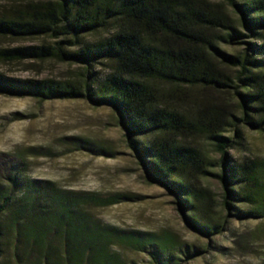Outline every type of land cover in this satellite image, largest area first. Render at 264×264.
Masks as SVG:
<instances>
[{"label": "trees", "instance_id": "16d2710c", "mask_svg": "<svg viewBox=\"0 0 264 264\" xmlns=\"http://www.w3.org/2000/svg\"><path fill=\"white\" fill-rule=\"evenodd\" d=\"M0 1L10 4L0 13V38L43 40L0 48V62L58 61L81 68L62 80L0 71V96L111 105L148 180L176 195L201 233H222L221 224L208 223L201 212L210 198L204 186L209 177L222 184L229 215L264 219V159L235 162L231 155L244 145V127L264 131V0ZM105 63L108 71L99 75L95 68ZM158 84L213 94L190 109L169 102ZM199 139L214 145L216 164ZM5 177L0 235L2 219L11 213L17 248L22 239L29 254L38 247V264H52L53 256H63L64 264H90L101 256L113 232H94L79 218L76 200L27 184L15 165ZM21 188L26 193L16 199ZM126 239L150 247L155 264H173L170 252L150 239Z\"/></svg>", "mask_w": 264, "mask_h": 264}, {"label": "rangeland", "instance_id": "374dc122", "mask_svg": "<svg viewBox=\"0 0 264 264\" xmlns=\"http://www.w3.org/2000/svg\"><path fill=\"white\" fill-rule=\"evenodd\" d=\"M8 6L0 1V13ZM42 41L0 38V48ZM107 68L105 63L95 70L104 75ZM79 70L76 65L58 61L0 62V71L23 78L62 80ZM158 87L169 102L190 109L213 94L200 87ZM243 131L244 145L231 150L233 160L264 159V131L248 127ZM198 142L216 164L220 154L214 145L202 139ZM11 165L19 168L27 184L48 186L76 200L79 218L94 232H113L101 256L96 255L90 264H155L150 247L142 249L127 240L128 235L150 239V243L170 252L173 264H264V219L240 220L229 215L222 204V184L209 177L204 186L210 189V198L201 205V212L208 223H220L222 233H201L192 226V215L181 208L178 197L148 180L111 105H96L85 99L39 101L0 96V187L4 192L8 190L5 175ZM25 193L21 188L15 198ZM10 218L11 213H7L2 219L0 264L40 263L38 247L29 254L22 239L17 248L15 231L9 229ZM58 243H54L56 248ZM58 261L65 263L63 256L59 260L53 256L51 263Z\"/></svg>", "mask_w": 264, "mask_h": 264}]
</instances>
